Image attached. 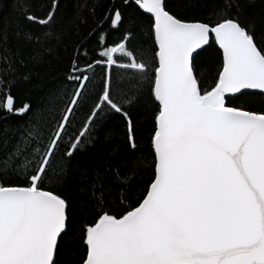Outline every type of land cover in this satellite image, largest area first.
<instances>
[{
    "label": "snow or ice",
    "instance_id": "6c2138e0",
    "mask_svg": "<svg viewBox=\"0 0 264 264\" xmlns=\"http://www.w3.org/2000/svg\"><path fill=\"white\" fill-rule=\"evenodd\" d=\"M149 16L151 47L131 45V30L108 45L93 32L96 46L71 62L68 80L77 86L60 113L4 129L0 141V264H60V240L70 222V203L59 187L64 165L106 112L134 126L126 105L147 88L156 105L150 138L153 172L134 203L120 198L119 211L95 196L94 215L81 226L80 264H264V109L229 103L241 96H264V32L242 23L229 3L216 22L178 17L167 0H124ZM58 0L43 17L28 14L38 28L55 23ZM239 7L238 5L236 6ZM112 29L123 24L111 10ZM98 27L102 24L98 23ZM43 31L29 40L39 42ZM215 45L221 54L217 79L202 88L200 58ZM82 47V46H81ZM89 61L81 66L80 58ZM102 83L86 121L69 136L72 121L92 89L95 69ZM113 69L120 70L127 95L114 96ZM13 84L0 76V113L23 117ZM12 132V139L7 132Z\"/></svg>",
    "mask_w": 264,
    "mask_h": 264
},
{
    "label": "trees",
    "instance_id": "16d2710c",
    "mask_svg": "<svg viewBox=\"0 0 264 264\" xmlns=\"http://www.w3.org/2000/svg\"><path fill=\"white\" fill-rule=\"evenodd\" d=\"M52 2L0 0V76L13 84L12 94L16 97L17 106H31L30 112L23 117L11 115L5 118V114L0 113V141L5 138L6 128H15L34 118L48 121L53 113L61 112L77 86L68 80L77 49L82 52L84 48L96 46V37L90 33H106L107 43L112 45L121 39L127 29L134 36L130 46H152L148 31L149 16L134 3L125 4L124 0H58L55 23L49 29L38 28L26 19L28 14L43 17L50 11ZM167 2L170 10L180 18L213 23L219 18L218 13L230 3L233 7L227 9L229 14L235 15L239 11L242 23L254 26L258 35L264 32V0ZM115 7H119L124 14L119 29H112L105 19ZM98 23L102 27H98ZM43 31L52 34L47 37L41 35L39 42L26 38V34L35 36ZM88 62L83 57L79 60L81 66ZM220 64L221 54L212 45L200 58L197 67L202 88L213 86ZM119 72L113 69L114 96L118 88L121 89L120 95H127L129 91L127 82L121 83ZM92 75V89L76 112L69 136L64 138L66 142L86 121L102 83L104 70L97 67ZM229 103L261 111L264 109V96H241L231 99ZM125 110L133 121L136 149L130 146L126 119L120 114L106 112L96 121L70 161L66 158L59 187L70 203V222L67 234H62L60 240V264H80L84 251L81 226L90 222L95 214L93 190L96 197L103 196L106 207L119 211L117 201L127 197L124 203H134L142 196L152 176L150 138L156 105L149 98L146 87L137 101L126 105ZM6 136L11 140L12 132H7Z\"/></svg>",
    "mask_w": 264,
    "mask_h": 264
},
{
    "label": "rangeland",
    "instance_id": "374dc122",
    "mask_svg": "<svg viewBox=\"0 0 264 264\" xmlns=\"http://www.w3.org/2000/svg\"><path fill=\"white\" fill-rule=\"evenodd\" d=\"M120 41V39L119 40H117L116 42H119Z\"/></svg>",
    "mask_w": 264,
    "mask_h": 264
},
{
    "label": "water",
    "instance_id": "95a60500",
    "mask_svg": "<svg viewBox=\"0 0 264 264\" xmlns=\"http://www.w3.org/2000/svg\"><path fill=\"white\" fill-rule=\"evenodd\" d=\"M147 14V13H146ZM148 15V14H147Z\"/></svg>",
    "mask_w": 264,
    "mask_h": 264
}]
</instances>
